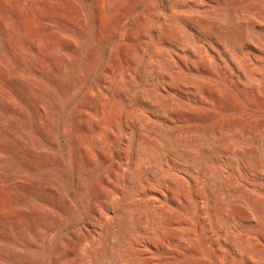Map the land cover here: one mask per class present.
I'll use <instances>...</instances> for the list:
<instances>
[{"label": "rangeland", "instance_id": "1", "mask_svg": "<svg viewBox=\"0 0 264 264\" xmlns=\"http://www.w3.org/2000/svg\"><path fill=\"white\" fill-rule=\"evenodd\" d=\"M0 264H264V0H0Z\"/></svg>", "mask_w": 264, "mask_h": 264}, {"label": "bare ground", "instance_id": "2", "mask_svg": "<svg viewBox=\"0 0 264 264\" xmlns=\"http://www.w3.org/2000/svg\"><path fill=\"white\" fill-rule=\"evenodd\" d=\"M237 68V67H236Z\"/></svg>", "mask_w": 264, "mask_h": 264}]
</instances>
